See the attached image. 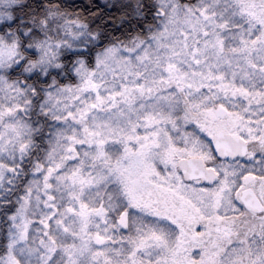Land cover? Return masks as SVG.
Returning a JSON list of instances; mask_svg holds the SVG:
<instances>
[{
  "label": "snow or ice",
  "instance_id": "6c2138e0",
  "mask_svg": "<svg viewBox=\"0 0 264 264\" xmlns=\"http://www.w3.org/2000/svg\"><path fill=\"white\" fill-rule=\"evenodd\" d=\"M0 264H264V0H0Z\"/></svg>",
  "mask_w": 264,
  "mask_h": 264
}]
</instances>
